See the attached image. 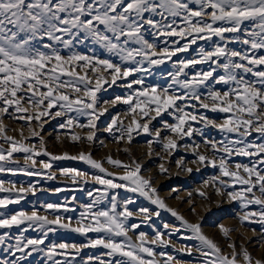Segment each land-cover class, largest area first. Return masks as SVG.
<instances>
[{"label":"snow or ice","instance_id":"snow-or-ice-1","mask_svg":"<svg viewBox=\"0 0 264 264\" xmlns=\"http://www.w3.org/2000/svg\"><path fill=\"white\" fill-rule=\"evenodd\" d=\"M190 50L194 56H178ZM169 62L170 70L162 67ZM152 69H160L163 84L147 80ZM106 85L125 91L101 102ZM117 105L124 107L109 113L102 131L128 160L111 154L95 159L97 142L107 146L97 121ZM5 119L17 122L19 138L8 134ZM52 120L58 121L56 143L64 130L65 142L87 144L89 151H48L42 133ZM210 130L221 138L210 137ZM134 135L150 137L149 156L159 145L171 157L183 141L197 172L218 171L201 188L236 202L239 224H259L261 231H252L264 241V0H0V176L54 181L59 161H80L92 170L57 165L74 188L0 179V264H264V257L230 239L236 229L220 223L222 217L212 227L227 251L205 233L204 222L216 215L207 191H196L209 202V216L196 222L169 207L130 147H120L131 146ZM185 159L176 168L191 174ZM167 173L161 163L159 174ZM89 182L97 187L79 203L72 196L10 207L37 192H84ZM121 189L154 208L136 205ZM188 197L195 215L193 193ZM161 210L179 226L163 223L162 231L149 224ZM176 243L180 258L168 252L177 251ZM85 249L102 251L84 258ZM34 255L40 259L32 261Z\"/></svg>","mask_w":264,"mask_h":264},{"label":"rangeland","instance_id":"rangeland-1","mask_svg":"<svg viewBox=\"0 0 264 264\" xmlns=\"http://www.w3.org/2000/svg\"><path fill=\"white\" fill-rule=\"evenodd\" d=\"M203 42H198L197 45L193 46V49L199 47ZM195 52L193 50H190L188 53H181L178 54L179 57H185V56H194ZM177 57H173V60H176ZM170 64L167 66L162 67H168L170 70ZM199 67V66H197ZM152 75L145 74L148 81H159L161 84L164 83V81L160 80V69H152ZM120 83L119 81L117 82ZM107 88V85L105 86ZM125 90L122 88L117 87L116 85H113L112 88H107V91H101V93H98V96L101 99V102L104 99H112L118 94H122ZM124 106L117 105L116 108L109 107V112L105 114V116L101 117L99 121H97L101 131L98 133V136L100 139H105V142L107 144L106 147H101L99 143L95 145L93 149V156L95 159H103L106 158L109 154L113 156V158H118L122 161L127 162L128 160V154L124 153L123 151H118V146L115 143L111 142V138L108 137L107 133H104L102 129L106 126V124L109 122V113L116 114L118 111H120ZM209 116H214L215 114L208 113ZM222 115V114H221ZM122 116V112H121ZM123 118V117H122ZM167 118V117H165ZM4 123L9 128V135H16L18 137V131H14L18 128L17 122L11 121L9 119H5ZM22 123V122H21ZM57 120H52L50 123L45 124V131L42 133L46 144L48 151L54 153V154H60L64 151L69 152L70 154H77L80 150L89 151L88 145L83 144L74 147L71 143L65 142V138L63 135L64 130H60L61 134V143H56L55 137L57 135ZM156 123V122H154ZM159 127L160 125L157 124ZM79 131V130H76ZM27 135V133L25 132ZM208 135L210 137H214L216 139H220L219 133H217L215 130L208 131ZM150 139V137H146L144 135L135 136L134 140L129 145H121V148L124 147H130V153L131 156L135 159H137L141 164L142 167L146 169L144 172L145 177L152 176L153 177V186L158 189L159 195L161 198L165 200L167 205L171 208L177 209L186 219H188L191 222H196L198 217H204L209 216V211H206V208L208 207V201H202L199 197L196 196V191H207L209 196H211V213H215V217H211L207 222H204V231L209 236L215 238L217 242H219L220 246L227 251L226 244L224 243V238L218 234V228L212 227L213 220L217 217H222L223 219H220V223H224L226 226L234 227L236 231L232 233L230 239L235 240L237 245L244 244L249 247V251L252 252L253 256L255 258H261L264 257V241L259 240L257 235L253 234L252 229H256V232L259 233L261 231V226L259 224H246L245 226H241L238 222L237 215H238V204L236 202H229L226 198L221 200L220 197H216L211 189H202L201 185L204 180L210 179L212 175L218 174L217 170H214L212 168H202L200 172L196 171V166L192 165L190 163V160L192 159V153L191 151H186L183 148V141L180 142L181 147L177 150V152L173 153L171 157H168L160 148L159 145H154L153 148V154L149 156L148 153V146H147V140ZM197 141H199V137L196 138ZM38 143L37 141H34ZM203 151V149H201ZM161 157H164V159H161ZM181 157H185V166L186 167H192L193 172L191 174L180 172L176 168V161L179 160ZM47 160V158H43ZM235 161L239 160H247V158H240V157H234ZM21 164L23 163V160L19 161ZM163 163L165 167L169 168V173H167L165 176H161L159 174V165ZM57 165H63L67 167H74L79 170L83 171H89L92 170L89 168V166L83 164L80 161H59L54 162V170H56V176L57 179L54 181H44L43 179L32 177H8V176H0V179H19L27 182L28 180H31L32 182H36L39 180V185L41 187H68V188H74V185H71L68 180H65L64 178L59 176V171L56 169ZM105 167L108 168L109 171H115V169L111 168L107 164H105ZM94 187H97L93 185L91 182H89L87 185L84 186L85 191L84 192H72V191H64L60 193H42L37 192L35 196H32L31 194H28L25 201H22L20 205H11V208H31V202H43L45 200L47 201H63L66 198H71L72 196H75L77 199V202H82L87 199L85 193L87 190L92 189ZM175 188L177 191L172 192L171 189ZM122 196H133V198L136 200V205H144L149 208H154V206L150 205L147 201H145L143 198H138L135 196V194H129L124 193L123 190H118ZM193 193V203L196 205V214L193 215L190 211V205L186 203L189 199L188 193ZM3 194H0L2 196ZM179 197L177 199L176 197ZM258 206H252L253 210H255ZM135 220L139 221L142 219V217L136 216L134 217ZM203 222V221H202ZM163 223H169L170 225H176L179 226V222L175 220L174 217L171 216L170 213L164 212L161 210L160 216L156 217L153 216L152 220L149 221V224H152L154 227L160 228L163 231ZM144 230H146L149 235H151V228L147 227L146 225H142ZM171 230V229H169ZM3 229H0V234L3 233ZM27 235L34 236L35 233L29 232ZM94 235V234H89ZM67 238L72 241H79L80 237L76 236L75 234H66ZM250 241H255V243H249ZM184 244H191L194 242L191 241H183ZM181 247V243H176L175 248L176 252H173L172 248L168 249V252L170 254L177 255V258H180L178 254V249ZM102 250H89L85 249L83 250L84 258H87L88 254L96 253L100 254ZM159 251V250H158ZM32 261L40 259L39 256H35L30 258ZM183 259L187 260V257H184Z\"/></svg>","mask_w":264,"mask_h":264}]
</instances>
